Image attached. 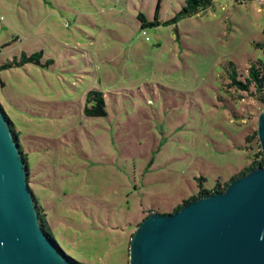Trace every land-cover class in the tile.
Segmentation results:
<instances>
[{
    "label": "rangeland",
    "instance_id": "rangeland-1",
    "mask_svg": "<svg viewBox=\"0 0 264 264\" xmlns=\"http://www.w3.org/2000/svg\"><path fill=\"white\" fill-rule=\"evenodd\" d=\"M0 0V106L27 156L52 239L80 264H130L136 228L248 168L264 60L263 0ZM104 94L106 115H87ZM96 104L94 102L90 107ZM203 179V180H201ZM205 179V180H204Z\"/></svg>",
    "mask_w": 264,
    "mask_h": 264
},
{
    "label": "water",
    "instance_id": "water-1",
    "mask_svg": "<svg viewBox=\"0 0 264 264\" xmlns=\"http://www.w3.org/2000/svg\"><path fill=\"white\" fill-rule=\"evenodd\" d=\"M257 132L264 154V111ZM0 264H78L39 223L29 173L1 109ZM130 264H264V165L177 212H152L132 237Z\"/></svg>",
    "mask_w": 264,
    "mask_h": 264
},
{
    "label": "trees",
    "instance_id": "trees-1",
    "mask_svg": "<svg viewBox=\"0 0 264 264\" xmlns=\"http://www.w3.org/2000/svg\"><path fill=\"white\" fill-rule=\"evenodd\" d=\"M213 3H214V0H186L180 15L182 17H191L194 15H197V14L211 8L213 6ZM256 47L264 53V42L263 43H256ZM40 57H41L40 53L34 54L32 56H26L25 55V59L21 63H19L17 61L8 62V63H6L0 67V71L11 69L13 67L22 66V65H25V64L30 63V62L31 63L35 62V63L39 64ZM229 65H230L229 67H231L233 70L232 75L229 76L231 79L229 87L235 88L236 90L242 91V92H249V91L253 90L254 93L256 94V97H257L260 105L262 106V111H263L264 110V60L258 59L257 61L252 62L250 68L248 69V75H247V78L245 80L240 79L239 72L236 70L235 65L233 63H230ZM94 102H96V104L93 107H90ZM87 105L88 106L85 110L87 115H91V116H94V115L95 116H105L106 115V111H105L106 100H105L104 94H102L101 92H98L97 90L89 92L87 95ZM0 109L4 113L2 106H0ZM4 115L7 118V120L9 121V125L11 128L13 137H14L15 142L18 144V147L20 149L21 155H22L23 160L25 162V166H26L27 171L29 173V180H30L31 174H30V170H29V166H28L27 156L24 152L22 145L20 144L18 133L15 131L14 125L12 124V122L10 121L8 116L5 113H4ZM257 137H258V132L255 131L251 136H248V141L252 142L254 139H257ZM263 165H264V154L262 151L258 150L255 153V156H254V159H253L251 165L248 168H246L245 170H243L242 172H240L238 175H236L234 178H232V180L229 183L222 185L219 182L218 185L215 187V189L212 191L204 189V187L201 185L200 186L201 190L199 191V193L197 195L191 197L190 199L184 201L183 204L176 207L174 209L173 213L181 210V208L184 205L189 204L190 202H192L194 200H197V199L202 198V197L210 196L211 194H215L218 192L225 191L232 181H234L235 179H237L243 175H246L247 173L251 172L253 169H256V168L261 167ZM201 180H203V179H201ZM33 197H34V202H35V205H36V208L38 211V215H39V223H40L41 227L43 228L44 232L47 234L49 239L55 244L58 251L65 258H67V260L78 263L77 261L68 257L66 255V253L52 239V237H51V235L47 229L48 223H47V219H46L44 209L39 205V203H38V201L34 195H33ZM78 264H80V263H78Z\"/></svg>",
    "mask_w": 264,
    "mask_h": 264
},
{
    "label": "built area",
    "instance_id": "built-area-1",
    "mask_svg": "<svg viewBox=\"0 0 264 264\" xmlns=\"http://www.w3.org/2000/svg\"><path fill=\"white\" fill-rule=\"evenodd\" d=\"M0 20H3V18L1 17Z\"/></svg>",
    "mask_w": 264,
    "mask_h": 264
}]
</instances>
